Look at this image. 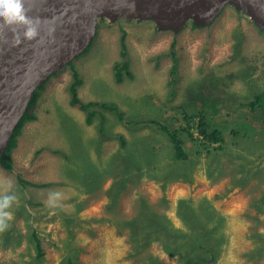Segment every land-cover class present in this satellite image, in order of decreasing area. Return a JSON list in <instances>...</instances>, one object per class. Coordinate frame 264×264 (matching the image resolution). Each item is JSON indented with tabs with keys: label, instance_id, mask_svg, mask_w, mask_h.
I'll use <instances>...</instances> for the list:
<instances>
[{
	"label": "rangeland",
	"instance_id": "obj_1",
	"mask_svg": "<svg viewBox=\"0 0 264 264\" xmlns=\"http://www.w3.org/2000/svg\"><path fill=\"white\" fill-rule=\"evenodd\" d=\"M249 18L245 10L228 4L211 24L192 27L188 21L180 31L172 32L157 30L135 8L115 20L98 17L100 27L90 47L72 61L83 80L78 89L81 99L113 102L128 118H155L169 127L182 123L177 120L182 111L203 109L222 126L227 149L200 156L191 184L176 180L163 189L154 179L136 180L132 172L117 207L106 211L104 191L112 181L107 170L119 143L99 137L98 115L88 125L85 114L69 104L71 69L64 66L47 79L37 103V119L24 124L13 150L12 169L0 164V179L12 180L10 194L17 197L10 209L14 220L0 232V264L29 259L33 249L28 248L25 235L31 228L42 240L45 264H62L68 249L75 254L74 264H148L150 256L164 264H183L182 254L169 252L159 242L136 251L127 228L110 222L75 221L73 235L68 236L65 219L70 215L129 218L144 199L174 226L183 227L178 199L191 198L197 203L204 197L224 217L218 231L210 223L206 226L218 243L219 255L213 264H264V252H253L251 237L264 232V110L242 106L264 90V69L260 68L264 65V31ZM250 28L255 31L245 36L243 29ZM123 31L133 77L117 83L113 64L120 57ZM173 41L178 68L171 76ZM171 77L176 83H171ZM103 113L111 133H123L127 139L149 135L154 145L164 140L160 132L131 127L114 112ZM186 146L195 153L194 143ZM19 175L50 185L22 188ZM53 191L62 197L58 207L50 208L45 202Z\"/></svg>",
	"mask_w": 264,
	"mask_h": 264
},
{
	"label": "trees",
	"instance_id": "obj_2",
	"mask_svg": "<svg viewBox=\"0 0 264 264\" xmlns=\"http://www.w3.org/2000/svg\"><path fill=\"white\" fill-rule=\"evenodd\" d=\"M249 20L252 21L250 18ZM191 24L192 27H201L194 22H191ZM99 27L100 23L97 24V29ZM174 46L175 41L171 44L169 53L173 60L171 76L175 74L178 68ZM120 47V57L113 64V75L117 83L133 77L130 70L125 31L122 32L120 37ZM67 66H70L71 69V78L67 83L69 104L85 114V122L88 125L92 124L98 115L100 117L99 137L102 140L116 139L119 143V149L113 156L112 166L107 170L112 177V181L104 191L106 211L117 207L119 197L131 182L132 172L136 173V180L141 177L154 179L160 183L163 189L169 182L176 180L191 184L194 181L193 169L200 156L210 157L227 149L224 147V134L220 128L222 126L214 123L203 109L196 113L182 111V116L177 118L182 123L174 127H169L168 123L155 118H128L116 103L99 100L84 101L81 99L78 89L83 80L72 62H69ZM173 82L176 83V78L174 80L171 77V83ZM45 83L34 91L30 103L19 120L4 152L0 153V164L7 170H11L13 167V150L18 145L24 124L28 121H34L38 117L36 107ZM242 106L247 107L250 111L255 109L264 110V90L243 102ZM103 111L114 112L120 121H125V125L141 129L148 128L155 134L160 132L164 136V140L159 145H154L151 143L153 139L149 135L127 139L123 133H111L106 129V116ZM187 142L196 145L195 153L188 151ZM17 179L22 188L50 185L49 182L38 183L20 175ZM88 182L90 183V181ZM163 199V201H166L165 197ZM79 205H82L81 201ZM262 207H264V204ZM262 207L260 211L263 210ZM177 210L183 221V227L174 226L165 214L155 211L144 199L139 200L136 214L129 218L112 220L106 216L100 218L77 216L75 218V216L70 215L65 219V225L68 236H72V224L75 221L79 224L81 221L93 222L95 220L101 223L118 224L127 228L129 237L134 242V247L138 252L147 248L152 242H159L169 252L182 254L181 261L183 264H213L219 255L218 243L211 239L206 226L210 223L218 231L219 224L223 223L224 217L215 209L207 197L198 200L197 203L192 202L191 198H180L177 202ZM25 236L28 248L33 249V254L29 256L28 260L13 261L12 264H45L44 246L37 230L31 228L28 235ZM251 237L253 252L263 253L264 232H254ZM69 251L70 249L63 257L62 264H74L73 256L75 254H69ZM149 259L148 264H164L156 257L150 256Z\"/></svg>",
	"mask_w": 264,
	"mask_h": 264
},
{
	"label": "water",
	"instance_id": "obj_3",
	"mask_svg": "<svg viewBox=\"0 0 264 264\" xmlns=\"http://www.w3.org/2000/svg\"><path fill=\"white\" fill-rule=\"evenodd\" d=\"M228 4L264 30V0H25L28 14L39 21V36L17 43L8 27L0 28V153L34 91L90 47L98 17L115 20L140 8L141 18L157 30L178 32L188 21L211 24Z\"/></svg>",
	"mask_w": 264,
	"mask_h": 264
},
{
	"label": "clouds",
	"instance_id": "obj_4",
	"mask_svg": "<svg viewBox=\"0 0 264 264\" xmlns=\"http://www.w3.org/2000/svg\"><path fill=\"white\" fill-rule=\"evenodd\" d=\"M8 27L14 34L17 43L23 40L32 41L39 36V21L28 14L25 0H0V28ZM13 182L10 178L0 179V232L9 229L14 220L10 209L17 197L11 193ZM62 194L50 192L45 202L47 207H58Z\"/></svg>",
	"mask_w": 264,
	"mask_h": 264
},
{
	"label": "crops",
	"instance_id": "obj_5",
	"mask_svg": "<svg viewBox=\"0 0 264 264\" xmlns=\"http://www.w3.org/2000/svg\"><path fill=\"white\" fill-rule=\"evenodd\" d=\"M244 30V33H245V36H246V34L248 33V32H251V33H253L255 30L253 29V28H250V29H243ZM241 31V30H240ZM256 34H257V32H256ZM244 36V37H245ZM261 63H264V61H261ZM261 69H264V65H262L261 64V67H260Z\"/></svg>",
	"mask_w": 264,
	"mask_h": 264
},
{
	"label": "bare ground",
	"instance_id": "obj_6",
	"mask_svg": "<svg viewBox=\"0 0 264 264\" xmlns=\"http://www.w3.org/2000/svg\"><path fill=\"white\" fill-rule=\"evenodd\" d=\"M136 14L139 16V17H141L142 16V10L140 9V8H137L136 9ZM238 14V13H237ZM110 18V20H114V16H110L109 17ZM112 72V71H111ZM132 117V116H131ZM128 119V118H127Z\"/></svg>",
	"mask_w": 264,
	"mask_h": 264
}]
</instances>
